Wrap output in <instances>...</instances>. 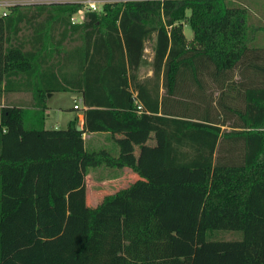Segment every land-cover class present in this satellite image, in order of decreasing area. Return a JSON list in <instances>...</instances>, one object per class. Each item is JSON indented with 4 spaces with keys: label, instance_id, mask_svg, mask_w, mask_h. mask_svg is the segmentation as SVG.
I'll list each match as a JSON object with an SVG mask.
<instances>
[{
    "label": "trees",
    "instance_id": "obj_1",
    "mask_svg": "<svg viewBox=\"0 0 264 264\" xmlns=\"http://www.w3.org/2000/svg\"><path fill=\"white\" fill-rule=\"evenodd\" d=\"M234 2H107L73 24L80 4L53 1L0 17V94L33 92L32 107H0V264H264V64ZM237 69L251 76L235 87ZM59 90L81 92V129L44 127ZM98 130L163 131L162 164L152 178L130 163L141 176L90 206L87 165L104 154L82 132ZM222 229L241 237L214 239Z\"/></svg>",
    "mask_w": 264,
    "mask_h": 264
},
{
    "label": "crops",
    "instance_id": "obj_2",
    "mask_svg": "<svg viewBox=\"0 0 264 264\" xmlns=\"http://www.w3.org/2000/svg\"><path fill=\"white\" fill-rule=\"evenodd\" d=\"M75 92L74 102H78L80 107L75 113L70 109H66V114L63 118V124L53 117L52 107L48 104L49 96H53L56 91H48L46 93L45 108V128H59L65 127L67 122L77 117L78 124L81 128L83 125V108H85L81 92L77 90H70ZM14 95L29 100V105L25 103H16L15 105L23 107H32L33 92L29 87H21L17 90L4 91L0 94V107L4 104L5 96ZM74 104V103H73ZM74 108V106L72 105ZM66 108V107H60ZM69 108V107H67ZM82 137L84 140V147L87 153L96 154L103 153L104 157L96 162H91V169L85 174L86 185V204L90 206L97 205L107 193L114 192L120 187L127 186L141 175L135 171L130 163H135L144 174L151 173L152 178L154 171L161 168L162 164V150L164 133L161 130H139L129 132L121 131H83ZM113 158V160H110ZM122 159L123 162L114 163L116 159ZM88 166V165H87ZM92 187L91 189L89 188Z\"/></svg>",
    "mask_w": 264,
    "mask_h": 264
},
{
    "label": "rangeland",
    "instance_id": "obj_3",
    "mask_svg": "<svg viewBox=\"0 0 264 264\" xmlns=\"http://www.w3.org/2000/svg\"><path fill=\"white\" fill-rule=\"evenodd\" d=\"M53 1H72V0H30L27 4H34V3H42V2H53ZM127 1H136V0H110L108 2H127ZM236 3V6H239L244 9V15H245V27H246V40L250 46H253L257 49H259V52L261 53V58L259 59L260 63L264 64V0H233ZM101 3V2H100ZM26 5V4H22ZM102 5V4H101ZM187 15H189L190 11H186ZM183 30L185 32V35L188 39H190L193 35V32L189 25H187V21L183 23ZM154 43V38H151L146 41V46L144 48V55L147 60H150L152 56V46ZM140 74L142 76H149L152 74V69L150 68L149 64L146 63L143 65L140 69ZM251 76L250 71L244 72V74H240L238 72V69L235 71L234 75V86H239L238 81H246V79ZM258 80L263 81L264 76L258 77ZM260 81V82H261ZM204 91H206V95L211 94L213 98H217L220 95V89L214 83L211 79H205L204 81ZM234 87V88H235ZM229 89V91H228ZM225 91L229 92V95L226 96L225 100L228 101V103L236 106H241L242 107V98L237 95L235 89H231L226 87ZM48 93V92H46ZM75 92L70 91V90H59L56 91L53 96H49L48 98V104L52 107V113L53 117L56 118L59 123L63 124V118L66 115L64 111L66 109H70L75 113L77 110L76 108H73L72 105L74 102V96ZM4 104H16L18 102L20 103H25V105H29V100H26L22 98L21 96H14V95H8L5 96L4 99ZM1 102V101H0ZM77 102V101H76ZM60 107H66V108H60ZM69 107V108H67ZM233 116L228 114L226 116V119H228L229 122L233 121ZM76 120L78 121L77 117ZM225 127V126H224ZM91 163L88 164L87 166V171L88 167L91 169ZM182 174L186 175H193V172H176V171H167L164 173L163 179L167 180H174L175 177L178 176L181 177ZM89 188L91 189L92 187ZM218 233V234H217ZM214 234H217V238L214 237V239H236L241 237V231L239 230H216L214 231ZM212 238V237H211Z\"/></svg>",
    "mask_w": 264,
    "mask_h": 264
},
{
    "label": "built area",
    "instance_id": "obj_4",
    "mask_svg": "<svg viewBox=\"0 0 264 264\" xmlns=\"http://www.w3.org/2000/svg\"><path fill=\"white\" fill-rule=\"evenodd\" d=\"M30 0H0V17L8 15L10 7L15 4H27ZM80 4V8L71 16L70 20L73 24L81 23L84 20L85 13L88 11H100L103 4L110 0H73ZM101 2V3H100ZM102 4V5H101ZM74 108H79L78 102L73 104ZM137 108L141 109V104H137Z\"/></svg>",
    "mask_w": 264,
    "mask_h": 264
},
{
    "label": "water",
    "instance_id": "obj_5",
    "mask_svg": "<svg viewBox=\"0 0 264 264\" xmlns=\"http://www.w3.org/2000/svg\"><path fill=\"white\" fill-rule=\"evenodd\" d=\"M48 93H50V92H48ZM76 127H77L78 129H81V127H80L78 124L76 125Z\"/></svg>",
    "mask_w": 264,
    "mask_h": 264
}]
</instances>
